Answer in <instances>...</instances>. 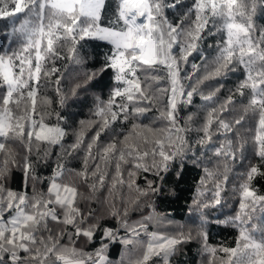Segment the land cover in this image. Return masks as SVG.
<instances>
[{"label":"snow or ice","instance_id":"obj_1","mask_svg":"<svg viewBox=\"0 0 264 264\" xmlns=\"http://www.w3.org/2000/svg\"><path fill=\"white\" fill-rule=\"evenodd\" d=\"M258 16L264 0H0V264H180L194 241L201 264H264ZM91 42L102 62L64 91L58 62ZM97 88L69 132L60 110ZM246 162L235 214L213 216ZM189 166L195 233L158 207ZM216 224L234 246L209 243Z\"/></svg>","mask_w":264,"mask_h":264},{"label":"trees","instance_id":"obj_2","mask_svg":"<svg viewBox=\"0 0 264 264\" xmlns=\"http://www.w3.org/2000/svg\"><path fill=\"white\" fill-rule=\"evenodd\" d=\"M110 4L114 9L115 0H109ZM3 22L0 21V25ZM264 24V16L257 17V25ZM90 47H86L82 50L81 55L85 58L86 63L83 65H75L68 61L58 62L61 68L63 69L64 64H68L67 71L64 73V79L62 80V87L64 91H68L77 80L83 78L85 71L91 70L93 66H98L102 62L104 54L108 50V46L100 42H91ZM238 75V74H234ZM235 83V80L229 82V87ZM94 93L99 94L100 89H93L91 92L82 94L77 100H70L69 106L60 110L64 116L68 118L66 127H68L69 132L72 131V128L78 125L80 119H86L89 115V108L92 106L94 100ZM49 95L55 97L54 92H49ZM104 96H107V90H104ZM239 99V97H237ZM86 101V103H85ZM55 107V105H54ZM53 122L55 120L53 119ZM251 121L245 122V127ZM71 137H69L70 139ZM249 157H251V151L248 152ZM252 163L256 161L251 160ZM248 166L246 162L244 165H240L229 174V181L227 184V191L224 195V202L222 208L219 210H211L213 216H218L221 220L227 219L230 215H234L237 205H238V193H234V185L239 183V174L241 171L245 170ZM199 169H196L192 166L185 171L182 179L176 184H169L165 188V196L162 197V203L158 205L159 209L162 212L168 214L169 219L174 223L172 225V230H176L180 225L184 226V230L187 231L191 229L195 233L196 227L199 223L198 217L195 214H190L188 211V204L191 202L192 196L194 194V189L196 187V181L199 179ZM15 186V185H14ZM253 186L257 192L261 195H264V178L257 177L253 181ZM169 188L175 189V195L168 193ZM257 216L260 213L256 214ZM156 230V229H153ZM160 231H165L166 228L160 227ZM235 230L226 227L223 224L213 225L210 230L209 243L213 245H218L221 243H227L234 246ZM199 245L194 241L191 244L185 246V253L181 255L178 259L180 264H201V256L199 254ZM120 248L116 246L112 251V257L114 259L120 258ZM206 264V259L204 261Z\"/></svg>","mask_w":264,"mask_h":264}]
</instances>
